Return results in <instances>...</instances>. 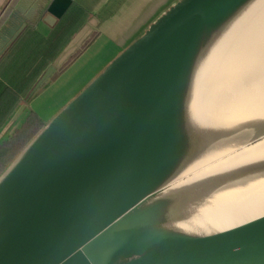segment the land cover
<instances>
[{"label": "water", "instance_id": "obj_1", "mask_svg": "<svg viewBox=\"0 0 264 264\" xmlns=\"http://www.w3.org/2000/svg\"><path fill=\"white\" fill-rule=\"evenodd\" d=\"M49 1L18 2L0 29V60L31 19L57 21L41 16ZM109 10L44 69L0 144ZM263 10L264 0H175L45 121L0 173V264H264V214L237 211L240 195L264 186V156L215 169L264 145V106L210 101L232 45Z\"/></svg>", "mask_w": 264, "mask_h": 264}, {"label": "trees", "instance_id": "obj_2", "mask_svg": "<svg viewBox=\"0 0 264 264\" xmlns=\"http://www.w3.org/2000/svg\"><path fill=\"white\" fill-rule=\"evenodd\" d=\"M87 13V9L72 4L59 24L50 29L39 31L29 24L1 58L0 128L36 79L79 28ZM45 121L40 112L32 111L24 125L0 144V173Z\"/></svg>", "mask_w": 264, "mask_h": 264}, {"label": "bare ground", "instance_id": "obj_3", "mask_svg": "<svg viewBox=\"0 0 264 264\" xmlns=\"http://www.w3.org/2000/svg\"><path fill=\"white\" fill-rule=\"evenodd\" d=\"M238 36L224 59L217 83L210 86L212 102L217 99L235 106H264V10ZM220 97V98H219ZM213 107V106H212ZM264 156V145L252 146L215 167L225 169ZM240 195V194H239ZM237 198L240 219L251 220L264 214V186Z\"/></svg>", "mask_w": 264, "mask_h": 264}, {"label": "rangeland", "instance_id": "obj_4", "mask_svg": "<svg viewBox=\"0 0 264 264\" xmlns=\"http://www.w3.org/2000/svg\"><path fill=\"white\" fill-rule=\"evenodd\" d=\"M174 1L175 0H151L145 6L142 13L122 31L114 42H104L107 47L104 52H99L101 55L97 56V54H92L90 60L86 62V66H84L85 64L83 62L85 60H83L75 65L76 68L74 67V71H71V65L73 64L72 66H74V62H76L81 55L72 61L71 64L69 63L66 68L54 78L53 82L59 80L60 83L57 85L55 84L57 88L50 92L53 94L46 96L45 101L39 107V111L45 120L47 121L54 116L72 97L80 92L116 54L138 37L153 21L152 19H155V17L163 11L167 4H171ZM95 50L96 49H94V51Z\"/></svg>", "mask_w": 264, "mask_h": 264}, {"label": "crops", "instance_id": "obj_5", "mask_svg": "<svg viewBox=\"0 0 264 264\" xmlns=\"http://www.w3.org/2000/svg\"><path fill=\"white\" fill-rule=\"evenodd\" d=\"M19 1L20 0H0V29L9 19ZM150 1L151 0H50L47 6L42 10L41 16H44L46 12H51L57 17V21L53 25H50L41 17L37 21H32L30 25L39 31L50 29V27L59 24L66 10L74 4L76 7H82L88 11L79 26L80 28L98 10L102 8H106V10L110 9L106 15L107 21L104 27L95 35L94 40L88 45L89 47L86 48L93 47L96 49L97 56H99L101 55L99 52H104L107 47L104 42H114L122 31L142 13L145 6ZM86 49H84L80 55H82ZM84 64V66H86V62Z\"/></svg>", "mask_w": 264, "mask_h": 264}, {"label": "flooded vegetation", "instance_id": "obj_6", "mask_svg": "<svg viewBox=\"0 0 264 264\" xmlns=\"http://www.w3.org/2000/svg\"><path fill=\"white\" fill-rule=\"evenodd\" d=\"M30 23H32V19L30 20ZM93 40H94V38L92 39V41H93ZM92 41H91V42H92ZM82 52H83V50L80 51V52L74 57V59H73L72 61H74V60H75V59H76V58H77ZM72 61H71V62H72ZM71 62H70V63H71ZM65 68H66V67H65ZM65 68H64V69H65ZM64 69H63V70H64ZM63 70H62V71H63ZM60 73H61V72H60ZM51 85H52V84H49V85L46 87V89H48V90L46 91V89H45V93H44V95H43V97H42L40 103L38 104L37 108L31 110L30 114H31L32 111H34V110L40 112V111H39V107H40V106L43 104V102L45 101V97H46V96H50V94H53V93H50V92L53 91V90H55V89L57 88V86H56V87L54 86L53 88H51ZM27 118H28V117H27ZM26 120H27V119H26ZM26 120H25V122H26ZM25 122H24V123H25ZM23 125H24V124H23ZM23 125H22V126H23ZM18 130H19V129H18ZM15 133H16V132H15ZM15 133H14V134H15ZM14 134H13V135H14ZM13 135H12V136H13ZM12 136H11V137H12ZM6 141H7V140H6Z\"/></svg>", "mask_w": 264, "mask_h": 264}]
</instances>
